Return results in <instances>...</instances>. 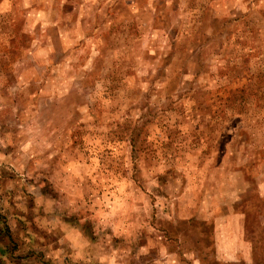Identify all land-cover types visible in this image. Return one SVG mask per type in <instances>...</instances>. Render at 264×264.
<instances>
[{
    "label": "rangeland",
    "instance_id": "1",
    "mask_svg": "<svg viewBox=\"0 0 264 264\" xmlns=\"http://www.w3.org/2000/svg\"><path fill=\"white\" fill-rule=\"evenodd\" d=\"M235 215L264 264V0H0V264H226Z\"/></svg>",
    "mask_w": 264,
    "mask_h": 264
},
{
    "label": "crops",
    "instance_id": "2",
    "mask_svg": "<svg viewBox=\"0 0 264 264\" xmlns=\"http://www.w3.org/2000/svg\"><path fill=\"white\" fill-rule=\"evenodd\" d=\"M234 218L235 219L232 222L233 226H231V227L234 230L236 228L239 229V230L237 231V233L234 234V236L232 235V236H229V237H232L233 245H236V247H235V249L233 247L228 252L224 251V252H227V253H223L222 246L220 245L221 246V248H220L221 250H218V253L220 252V256L219 255L216 256L221 262H225L226 264H229V263L242 264V261H244V258H251L252 257V253H251V257H247V254L243 255V253H241V251L239 249V245H238V243H240L242 240L246 241L244 236H243V227L245 226V220H243L241 215H235ZM51 223H52L51 225H54L56 227H59V228L62 227V221L60 219V216L56 215L55 222L53 221ZM220 224H221V221H218V220L215 219V226L218 227V230L221 229L219 231V233L222 232V228L220 227ZM49 225H50V223H49ZM240 229H241V232H240ZM223 238H224V235L221 234L219 239H223ZM239 240H241V241H239ZM27 252H28V254H31V252H29V250ZM27 258H28V256H27ZM251 259H253V258H251Z\"/></svg>",
    "mask_w": 264,
    "mask_h": 264
}]
</instances>
